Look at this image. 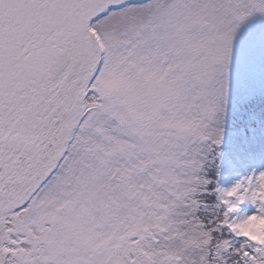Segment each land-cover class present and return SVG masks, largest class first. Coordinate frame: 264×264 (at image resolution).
Listing matches in <instances>:
<instances>
[{
  "label": "snow or ice",
  "instance_id": "snow-or-ice-1",
  "mask_svg": "<svg viewBox=\"0 0 264 264\" xmlns=\"http://www.w3.org/2000/svg\"><path fill=\"white\" fill-rule=\"evenodd\" d=\"M0 264H264V0H0Z\"/></svg>",
  "mask_w": 264,
  "mask_h": 264
}]
</instances>
